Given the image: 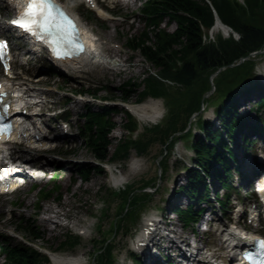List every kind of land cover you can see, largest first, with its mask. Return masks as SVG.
<instances>
[{"label": "rangeland", "instance_id": "374dc122", "mask_svg": "<svg viewBox=\"0 0 264 264\" xmlns=\"http://www.w3.org/2000/svg\"><path fill=\"white\" fill-rule=\"evenodd\" d=\"M64 1L71 9L77 11L79 16L95 31L98 38L101 39L103 47L109 46L117 51V53H110L111 55L109 53L105 54L109 58L115 59L117 65L114 66L108 60H102L100 63L89 64L86 67L87 69H84L85 72L72 71L70 75H66V78L63 76H43V80L40 81L38 77L43 75L40 71L44 70L45 67L47 68L46 63L44 59L38 60L37 57L33 59V55H31L32 60L30 64L32 66L30 74H34V76H32L31 81L23 79L22 82L45 94V96H42V99H47V103L44 106L45 111H49L50 109L52 114L53 110L57 113L58 108L70 110L71 123L74 126L76 135L73 141L62 140L61 144L63 147L60 149L49 152L41 151L42 156L54 160L50 169H58L60 174L58 179H55L50 184L41 185L42 189H27L14 195L0 197V242L11 243L15 246L19 244L17 241L21 240L12 235H18L23 237L25 241L34 243L35 247L43 253L49 254V257L52 252L69 255L82 252L85 254V258L89 264H100L98 262L99 260L94 261V255L103 245L101 240L109 239L108 241L112 242L114 246V258L118 261L120 256L130 255L129 241L132 237L131 234L139 225L141 218L149 211H156L157 209L155 208H159L161 205L164 209L168 207L166 198H168L172 191H169L167 188H169L171 180L178 177V174L186 173L183 170L184 168L182 169L181 164L182 159L186 157H184V152H181L183 144L181 142L177 143L176 149H174L168 159L167 172H164L162 175L159 160L162 158L164 145L159 141L151 144L147 149L146 155L142 157H138L134 150L130 152L128 160L120 159L117 157L118 154L115 156V150L117 145L120 144V139L127 134L124 125L127 124L128 118L122 110L126 109L128 104L135 105L139 102L140 92L143 89V86H141V84L143 85V78L147 73L156 70V68L152 67L143 58L139 51H133L128 45L129 36H140L145 29V23L139 13L141 3L145 0H133V3L131 0H125L126 2H130L129 6H126L125 1L124 4H117L116 8L118 12H121L120 15L126 18H112L105 21L98 18L97 15L94 16V14L87 12L83 6L79 5V1ZM3 13L6 15L5 10H3ZM10 13L9 15H11ZM161 27L169 32H174L176 29L175 23H172L169 18L164 19ZM7 34H10L8 30L0 29V35ZM218 34L219 32H214L211 38H215ZM17 47L19 46L17 45ZM24 58L20 47L17 55L18 63L25 62ZM258 70L264 75V59L259 65ZM47 73H49L48 69ZM102 86L107 87L108 91L100 92L99 97L110 99V104L117 107L120 112L113 116L116 126L109 135L111 142L109 146L110 160L105 162L107 164H105L102 172H92L88 181H83L77 172L78 169L81 167L88 168L95 166L98 162L96 161L97 159L94 153L88 149L86 141L78 132V128L85 123V120L80 118V114L86 111L85 107L87 106H91L94 110H97L101 103L99 100H92L89 95L86 97L73 96L66 92L78 91L80 89H93ZM120 89L128 91V99H125V102L122 99ZM68 98L71 99L69 104L66 102ZM215 99H220V96H217ZM159 100L161 101L160 110L162 111V115L156 123L161 124L166 121L168 107L163 99ZM239 109L240 113L244 112L253 121L259 115L252 111L250 113L243 111V107ZM209 112L210 107L204 111V116ZM136 119L140 123L138 133L141 134L144 132L145 126L150 127L156 124L140 122L138 118ZM185 119L188 122H195L196 120L195 115ZM56 130L58 132L59 128L57 127ZM256 146L258 147L259 143H256L253 148H256ZM12 147L14 149L16 148L23 155H26L28 152L32 153V149L27 146L13 145ZM185 154H187L186 150ZM132 158L137 162V167L134 169L130 168ZM192 163L194 162L192 161ZM112 176H124L127 182H130L134 187L138 189L142 188L140 192L143 194L149 192L151 194L149 199L151 201L150 205L140 212L141 217L138 223L135 219H129L121 223L119 221L121 228L117 234L112 232V225L117 220V211L121 210L118 209L121 204V198L120 195L118 196L116 194L119 188H114ZM146 181L150 183L144 185ZM55 183L61 186V191L55 192L52 190ZM153 185L156 186V189L153 188ZM41 190H51L52 192L45 196ZM59 192L61 197L57 198V193ZM48 206H53L56 210L53 212L45 211V208ZM49 215H58L59 217L55 223L44 222V219L48 218ZM34 218H37L38 222V226L35 225L37 229L35 228L34 233L39 236L41 235L42 239L37 240L34 238V234H29L20 229L21 225H26V222L29 224L30 220H34ZM74 221L86 228L80 239L74 237L76 236L74 233L76 234L78 232L77 228L72 225ZM218 225L219 223H215V228ZM185 232L189 238L191 237L189 240L194 241L191 235V229L188 228ZM12 238H15V241ZM69 241L71 244L72 241H76L79 244L73 248L71 244L61 247L63 243ZM204 241L213 243L214 249L222 254V245L216 234L208 235ZM134 259L137 263L139 262L136 257ZM4 260L5 255L0 256V264ZM40 260V264H53L52 262L48 263L44 258Z\"/></svg>", "mask_w": 264, "mask_h": 264}, {"label": "trees", "instance_id": "16d2710c", "mask_svg": "<svg viewBox=\"0 0 264 264\" xmlns=\"http://www.w3.org/2000/svg\"><path fill=\"white\" fill-rule=\"evenodd\" d=\"M212 7L206 0H147L141 12L146 21V29L140 36L131 35L128 45L134 51H139L143 58L156 68L143 78V90L140 96L164 98L168 107L166 121L161 125L147 129L146 134L138 139H121L117 145V157L126 158L130 149H135L139 155H144L148 147L156 141L162 142L168 151L176 141V133L183 132L186 122H182V115L188 117L201 107L203 95L211 88L210 76L220 68L225 67L216 78L217 94L224 100L217 107L222 123L230 131L233 130V121L238 114L230 102L233 90L249 83L255 78L257 59L249 58L236 65L242 58L264 48V0H245L241 4L236 0H210ZM216 10L223 23L232 27L240 38L233 36L216 37L215 42L204 40L206 32L215 23L214 10ZM176 24L174 32L161 28L165 18ZM205 30H207L205 32ZM235 64L230 67L229 65ZM255 81L254 87L261 84ZM127 97V90L122 92ZM230 99V100H229ZM261 105L264 106V96ZM102 112L88 110L87 130L85 136L89 141V150L100 161L110 159L109 146L111 144L109 133L113 127L112 110L107 107ZM126 125L128 129L135 127V122L129 116ZM206 133V138L192 140V147L196 151L197 160L205 169L208 176L215 175L216 162L227 166L223 160L224 155L218 152L211 143L223 146L219 131L210 127L207 122H200ZM191 136L188 131L185 137ZM92 172H102L99 166L79 168L78 173L83 180H88ZM205 184L201 172L190 171L189 183L181 190L192 198L199 196V187ZM227 187L226 182L223 183ZM130 199V207L135 210L140 206L142 197L132 192L124 193V201ZM202 200V198H201ZM126 204V203H124ZM124 210V207L123 209ZM130 212H128L129 215ZM182 218L189 222L194 219L192 206L189 210L180 211ZM129 216H125L127 218ZM34 234L33 229L28 231ZM38 236V234L36 235ZM71 242L63 243L61 247ZM9 250V264H40L42 256L34 249L24 244L16 246L7 244ZM109 251V246H108ZM104 255H101V258ZM46 259V258H45Z\"/></svg>", "mask_w": 264, "mask_h": 264}, {"label": "bare ground", "instance_id": "6f19581e", "mask_svg": "<svg viewBox=\"0 0 264 264\" xmlns=\"http://www.w3.org/2000/svg\"><path fill=\"white\" fill-rule=\"evenodd\" d=\"M130 3V2H129ZM98 13L99 15L101 16H104L105 15V12L103 10H98ZM221 26L219 24H217L215 27H214V32H219L221 31ZM94 30L90 29V28H87V32L88 34L90 33H94L93 32ZM89 34V35H90ZM96 44V43H95ZM95 44H91V46L93 48H95ZM101 44V42H100ZM106 49L108 50L109 53H117L116 50H113L111 47H106ZM95 51L93 52H90V54L87 56V55H81L80 57H78L76 60H74V62L78 65H85V64H93V63H99L103 57L104 58H108L106 56H104V50H101L99 52L98 48L94 49ZM97 51V52H96ZM111 58V57H110ZM110 62L114 65H116V61L114 59H110ZM59 63H62V61H60ZM66 64H73V62H68L66 61ZM121 73V72H120ZM5 86L7 88H12V87H16L19 89L20 92L26 94V95H29L31 94L32 96H28L30 98V101L33 102V93L37 94L36 96L37 97H34V98H39L38 95L39 93H37V91H35L34 89H32L31 87H27L25 86V84H20V83H16V82H5ZM35 100V99H34ZM38 101V100H37ZM40 102V101H38ZM41 102H43L41 100ZM36 103V101H35ZM38 106V104L36 105V107ZM132 113L142 122H146V121H150V122H153V121H156L157 119L160 118L161 116V101L160 100H156V99H149L141 104H138V105H133L130 107ZM18 133L21 134L22 136V139L24 141V143H27V144H34L35 142H44V145L46 144V139L44 138H39L38 140H36V136L37 134L36 133H32L30 132L29 130H27L25 127H19L18 128ZM20 136V137H21ZM11 151V154L15 157H17L18 159L19 158H23V159H28L29 161L31 162H35V161H38L40 162L41 164V167L42 168H45V169H49L50 166H52V164L54 163L52 159H47L46 157L42 156V155H34L32 153H28L26 155H23L20 151H17V149H9ZM17 168H19L20 166H16ZM137 167V163L136 161H134V158H132V162H131V165H130V168L131 169H134ZM250 168V171L252 172H256L255 168ZM125 177H113V181L115 184H121L125 181ZM259 187H264V179H260L259 183H258ZM56 208H54L53 206H48L45 208V211H55ZM58 215H55V216H49L48 218H45L44 219V222H56L57 219H58ZM153 219H148L146 222H148V225H152L151 224V221ZM73 227H76L77 229H84L83 226H79V223H77L76 221L73 222ZM158 226V224H157ZM161 227L158 226L157 227V231H159ZM227 232V233H226ZM157 233V232H156ZM165 233V232H164ZM235 232H232L231 230L227 231L225 230V235H224V238H226L224 241L222 240V243H225L227 240H229L231 242V244H234V240L235 238L237 237L236 234H234ZM150 238H146L147 241H149ZM143 242L145 241V235L140 233L137 235V239L136 241L133 243V245H135L136 242ZM173 244H178V242H174ZM236 246V245H235ZM137 248V247H136ZM51 257V260L53 262V264H87L86 260H85V254L82 253V252H79L75 255H67V254H57V253H51L50 255Z\"/></svg>", "mask_w": 264, "mask_h": 264}, {"label": "snow or ice", "instance_id": "6c2138e0", "mask_svg": "<svg viewBox=\"0 0 264 264\" xmlns=\"http://www.w3.org/2000/svg\"><path fill=\"white\" fill-rule=\"evenodd\" d=\"M13 23L30 33H49L56 38L55 43H59L60 40L74 43L76 32L74 21L55 3V0H27L24 11ZM6 44V41L0 42V49ZM76 47L80 48L82 45L77 44Z\"/></svg>", "mask_w": 264, "mask_h": 264}, {"label": "water", "instance_id": "95a60500", "mask_svg": "<svg viewBox=\"0 0 264 264\" xmlns=\"http://www.w3.org/2000/svg\"><path fill=\"white\" fill-rule=\"evenodd\" d=\"M216 24H219L221 26V28L225 29L226 31L229 30V31L233 32L232 29L229 26H227V25L222 23V21L220 20V18L217 15H216Z\"/></svg>", "mask_w": 264, "mask_h": 264}]
</instances>
